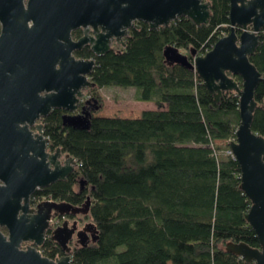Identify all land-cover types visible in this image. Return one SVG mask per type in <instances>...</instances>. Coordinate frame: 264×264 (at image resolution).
Returning <instances> with one entry per match:
<instances>
[{
  "label": "trees",
  "instance_id": "1",
  "mask_svg": "<svg viewBox=\"0 0 264 264\" xmlns=\"http://www.w3.org/2000/svg\"><path fill=\"white\" fill-rule=\"evenodd\" d=\"M205 1L206 25L186 17L158 29L139 22L125 46L99 57L76 54L95 60L89 95L98 105L103 88L133 87L135 100L153 102L156 110L133 119L93 115L88 130L63 126L64 111L57 109L40 120L48 152L57 148L77 166L64 181L35 190L30 205L81 206L88 196L83 220L97 229L95 243L72 248L70 264H252L225 251L228 242L260 247L244 217L251 203L239 188L240 168L229 154L239 99L228 92L216 103L195 72L168 66L163 57L164 48L174 46L192 61V50L205 55L229 33V0ZM249 61L264 77V29ZM254 100L252 131L264 138L262 83ZM38 251L49 260L65 255L49 231Z\"/></svg>",
  "mask_w": 264,
  "mask_h": 264
},
{
  "label": "water",
  "instance_id": "2",
  "mask_svg": "<svg viewBox=\"0 0 264 264\" xmlns=\"http://www.w3.org/2000/svg\"><path fill=\"white\" fill-rule=\"evenodd\" d=\"M210 15L205 0H0V229L5 231H0V264H70L73 247L98 240L92 222L80 230L76 221L49 226L53 218L87 216L88 196L81 206L29 203L35 190L64 181L77 166L57 148L48 152L36 122L57 109L64 111L63 126L88 130L101 107L95 99L80 106L84 92L95 87L90 80L95 61L76 59L73 53L88 43L97 57L108 53L112 42L125 46L122 39L139 28L135 22L158 29L186 17L200 26L208 24ZM229 22V33L205 55L192 50L190 61L166 46L163 57L168 66L195 72L216 103L228 92L239 99L240 123L229 146L240 168L239 188L251 203L244 217L260 247L228 242L225 251L246 263L264 264V138L252 131L254 92L264 77L249 61L264 29V0H229ZM79 28L84 37L74 42L71 33ZM89 28L94 37L87 36ZM48 231L65 254L54 260L38 251Z\"/></svg>",
  "mask_w": 264,
  "mask_h": 264
},
{
  "label": "rangeland",
  "instance_id": "3",
  "mask_svg": "<svg viewBox=\"0 0 264 264\" xmlns=\"http://www.w3.org/2000/svg\"><path fill=\"white\" fill-rule=\"evenodd\" d=\"M137 89L133 87H105L100 90L101 107L93 112L94 116L137 118L143 110L153 109L152 105L135 100ZM89 94V91H88ZM90 96V95H89ZM82 227L89 221L83 220V216H78ZM64 218H57L58 221Z\"/></svg>",
  "mask_w": 264,
  "mask_h": 264
},
{
  "label": "flooded vegetation",
  "instance_id": "4",
  "mask_svg": "<svg viewBox=\"0 0 264 264\" xmlns=\"http://www.w3.org/2000/svg\"><path fill=\"white\" fill-rule=\"evenodd\" d=\"M138 23H139V22H135V25L138 26ZM138 27H139V26H138ZM83 30H84V28H79V29H77L76 31H73V32L71 33V39H72L74 42H77L79 39L83 38V37H84ZM87 36H89V37H94V34H93L91 28H89V32L87 33ZM125 38H126V37H125ZM125 38L122 39L123 42H124V39H125ZM110 46H111V50H117V49H119L120 47H123L121 44H117L116 42H112ZM111 50H110V51H111ZM84 51H89L92 55H94V54L92 53V51H91V45H90L89 43H88V44H85L80 50L75 51V52L73 53V55L75 56L76 59H81V58H77V57H76V54H77V53H82V52H84ZM94 56H95V55H94ZM84 60H94V59H93V58H90V59H84ZM94 61H95V60H94ZM89 90H90V89H89ZM89 90H86V91L84 92V98L81 100V104H80L81 107L84 105L85 101L92 99V98L89 96V94H88V91H89ZM36 123H40V121H37ZM64 221H68L69 226H71L72 223H73L74 221H76V222H77V224H76V226H77V230H80V229L82 228V225L80 224L81 220H80V218H79L78 216H77V217H65L63 220H60V221L57 220V221H56V226H59V225H60L61 223H63ZM2 231L4 232L3 234H5L4 229H2ZM74 242H75V239H73V242L70 244V246H73V245H74ZM25 246H26V244H22L21 248H24Z\"/></svg>",
  "mask_w": 264,
  "mask_h": 264
},
{
  "label": "built area",
  "instance_id": "5",
  "mask_svg": "<svg viewBox=\"0 0 264 264\" xmlns=\"http://www.w3.org/2000/svg\"><path fill=\"white\" fill-rule=\"evenodd\" d=\"M229 154L232 155V152H229ZM232 156H233V155H232ZM56 221H57V218H53V219L50 220V222H49V226H50V229H51V230L54 229V228L56 227Z\"/></svg>",
  "mask_w": 264,
  "mask_h": 264
},
{
  "label": "crops",
  "instance_id": "6",
  "mask_svg": "<svg viewBox=\"0 0 264 264\" xmlns=\"http://www.w3.org/2000/svg\"><path fill=\"white\" fill-rule=\"evenodd\" d=\"M142 103L152 105L153 109H150V110H156L157 109L156 105L153 102H142ZM143 111H146V110H143ZM128 119H130V118H128Z\"/></svg>",
  "mask_w": 264,
  "mask_h": 264
}]
</instances>
